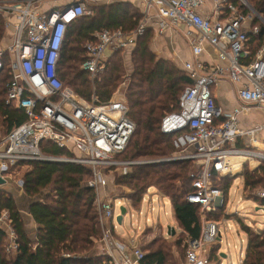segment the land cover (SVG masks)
Instances as JSON below:
<instances>
[{
  "label": "built area",
  "instance_id": "obj_1",
  "mask_svg": "<svg viewBox=\"0 0 264 264\" xmlns=\"http://www.w3.org/2000/svg\"><path fill=\"white\" fill-rule=\"evenodd\" d=\"M109 1L0 0V18L13 33L11 43L0 47V74L5 70L9 73L6 102L24 110L27 116L24 123L0 140V174L9 183L20 162L64 161L90 166L92 178L88 185L96 193L95 206L103 233L101 254L109 257L112 264H144L146 253L140 247L115 238V227L108 222L116 221V205L110 195L106 194L110 198L107 200L100 195L107 186L105 170L113 168L124 174L130 166L141 163L118 158L127 148L136 124L129 116L125 99L114 95L106 102L98 99L96 83L109 57L134 47L153 17L157 32L182 31L194 57L183 67L191 83L180 96V110L167 114L161 128L168 134L184 131L174 141L179 154L169 159L194 164V190L187 200L200 204L203 211L214 212L225 203L222 190L214 186V174L232 176L246 165L256 168L264 161V149L256 145L264 122L249 129L240 126L245 109H264V46L252 59L248 47L250 33L260 31L253 21L264 19L247 0H213L212 15L200 12L208 0H143L145 11L136 29H105L95 35L96 41L85 44L81 67L90 73L93 86L91 99L87 100L64 86L57 65L69 27L92 15L94 6ZM207 45L228 63L227 74L239 85V104L230 112H223L217 105L212 90L224 69L200 59ZM44 141L67 149L71 155L44 154ZM23 184V180L17 182L21 189ZM252 195L264 199V188ZM223 221L224 226L207 221L199 238H189L185 264H211L207 247L221 243L223 227L224 231L230 230V222ZM0 224L10 229L14 253L17 243L7 209L0 211ZM244 258L241 249L238 264H243Z\"/></svg>",
  "mask_w": 264,
  "mask_h": 264
},
{
  "label": "trees",
  "instance_id": "obj_2",
  "mask_svg": "<svg viewBox=\"0 0 264 264\" xmlns=\"http://www.w3.org/2000/svg\"><path fill=\"white\" fill-rule=\"evenodd\" d=\"M249 1L264 19V0ZM143 15L141 5L126 0H113L94 6L92 15L73 23L68 29L57 65V74L64 86L90 100L93 86L88 72L81 69L86 55L85 44L96 41L95 35L105 29L133 31ZM254 24H257L256 20ZM4 26V20L0 18V39ZM150 28H147L135 46V67L126 95L129 116L136 128L127 148L118 155L121 160L154 161L172 158L179 154L174 141L184 132L168 134L162 131L161 126L167 114L180 110V96L191 80L177 65L164 59L156 60L149 52L147 36ZM249 37L248 47L252 59L264 46V26L257 34L250 33ZM121 54V51H117L108 59L106 70L96 83L95 92L101 102L111 99L122 80ZM8 80L9 73L5 70L0 74V131L3 128L11 131L27 120L24 110L6 102ZM41 149L47 155H71L67 149L46 141L41 143ZM192 164L191 161L135 164L132 170L124 174H119L113 168L111 171L105 170L108 178L115 175L114 183L128 190L124 197L129 199L131 208L140 209L147 189L153 187L169 198L174 207L176 221L183 232L171 245L161 237L144 246L147 252L144 264H177V255H173L172 246L182 248L184 254L180 260L184 262L186 249L184 251L183 245L186 236L190 239L199 238L204 219L221 221L228 215V192L233 184L230 178L218 174L213 176L214 186L223 190L225 195L224 205L216 211L203 212L200 204L187 200V195L194 190L193 182L196 179L191 171ZM23 165L31 167L24 173L23 192L30 199L27 212L37 228L33 235L27 231L25 215L16 199L1 188L0 211H9L17 249L14 254L8 252V230L0 226V264H112L110 258L102 254H83L90 251L101 236L95 208L96 193L88 185L92 178L91 167L55 161L20 162L17 166ZM240 176L243 178L244 196L264 206V199L252 195L264 183V161L254 169L246 165ZM241 227L248 236L243 264H264V229L253 232L251 227L242 223ZM219 244H212L208 255L210 261H216Z\"/></svg>",
  "mask_w": 264,
  "mask_h": 264
},
{
  "label": "rangeland",
  "instance_id": "obj_3",
  "mask_svg": "<svg viewBox=\"0 0 264 264\" xmlns=\"http://www.w3.org/2000/svg\"><path fill=\"white\" fill-rule=\"evenodd\" d=\"M111 1L113 0H110L109 2ZM247 1L250 4V6L254 9L251 2L249 0ZM254 11L256 10L254 9ZM255 20L257 21V25L260 26V28L264 26V21L262 19L255 18ZM150 29L151 31H149L147 36L149 52L152 53V55L155 57L156 60L159 59L168 60L170 64L177 65L179 68H181L184 71L183 68L184 62L187 59H185L186 57L183 54L184 52L186 53V50L189 49V46L182 31L177 32L176 30L173 29L166 31L164 33H160L157 32L155 28L151 27ZM12 34H13L12 30L7 29V27L4 26V33L0 39V47L6 46V44L11 43L13 39ZM135 46L128 47L126 50L121 51L122 53L121 56L118 55V57L119 56L122 57L123 76L120 84L118 85L117 89L113 94L116 99H125L127 102L128 109H129V102L126 92L130 86L131 75L134 72V67H135V63H134V54L136 50ZM188 51L190 52V50ZM190 58L191 55L189 56V59ZM88 74L90 77V73ZM247 114H249V116L253 120L254 119L257 120L258 118H262L264 116V109L259 107L258 108L251 107L247 111ZM256 123H259V121H256ZM8 132L9 131H7L4 128L1 129L0 140ZM139 162H144V161H139ZM193 166H191V171L195 170ZM30 168L31 167L29 165L15 167L13 169V175L11 181L5 186L0 187V189L2 188L8 190L11 189L12 187L16 188V183L19 182L20 180H23L24 173H26V171H28ZM129 168L130 169L126 171L132 170V166H130ZM112 174H115V172ZM114 176L112 177V179L114 178ZM263 188H264V183L262 184V187H258L256 190H260ZM127 191L128 190L124 188V186L118 184L116 187L114 186L110 188L107 187L104 188L103 190L102 189L100 190V195L104 199L106 200L110 199L107 197L106 194H110V196L113 197V203H115L116 205L115 207L116 215L120 213V207L122 204H124L128 208V213L124 215V219L121 224L117 223L115 220L112 221L109 220L108 223H110L109 226L113 225L115 227L114 229H117V232L114 233V236L117 239V241H120L122 243L128 244V242L125 241L126 239L128 240L130 236L131 237L135 236V233L139 234V241H138L139 244H137V246L140 247L143 251H145L144 246L149 245L155 239L162 237L164 230L160 225L157 226V222H160L162 226L165 228L169 224H174L173 208L170 201L166 197H163V199H161L157 194L156 190L152 189L151 193L153 195V200L151 201L149 198L146 197L145 201L144 202L142 201L143 204L141 205L140 209H133L131 208L130 203L129 201H127V199L123 198L121 200L115 197V196L121 197L122 195H126ZM17 193H18V188H16L14 191V194ZM245 194H248V192ZM258 205L259 202L257 200L248 199L246 198V196H244L242 180L239 176L236 177L234 179L233 186L230 189L229 199H228V210H227L228 215L226 218L229 219L230 230L224 231V227H223V231H222L223 236L220 244L221 252L227 254L226 255L227 258L223 259L222 255L217 254V259L215 261V264L216 263L218 264L221 261L222 264H238L240 258V249H242L243 257L245 256L248 236L245 233V231H243L241 227V223L247 224L249 227H251V230H253V232L259 231L260 229H264V211L261 210L257 211L256 207ZM96 211H97L98 223H99L98 210L96 209ZM147 217L150 218V221L152 220L153 222V224L152 222L149 223V225L151 226L148 225L146 226ZM102 235L103 233L101 231L100 238L94 242V246L91 248L90 251L83 253L84 256L101 254L100 240L102 238ZM166 243L171 245L174 243V239L169 240ZM227 243L230 244V247L227 246ZM11 244H12V236L8 235L7 247L9 246L10 249V252L8 249L9 253L13 252L11 251L12 250V248L10 247ZM185 249L186 248H184V251ZM208 251L210 254L209 248ZM172 253L173 255L177 254L179 260H180V256L182 257L184 254L182 248L178 246L177 247L172 246Z\"/></svg>",
  "mask_w": 264,
  "mask_h": 264
},
{
  "label": "crops",
  "instance_id": "obj_4",
  "mask_svg": "<svg viewBox=\"0 0 264 264\" xmlns=\"http://www.w3.org/2000/svg\"><path fill=\"white\" fill-rule=\"evenodd\" d=\"M120 1V0H119ZM121 1H125V0H121ZM126 1H130L131 3L135 4V5H141V9L142 11L144 12L145 11V3L143 2V0H126ZM214 1L213 0H208L206 2V4L201 8V13L204 15H212L213 14V11H214ZM153 13V11H150ZM225 17V16H224ZM148 27H153L155 28L156 30V18L153 17L149 22H148ZM188 44V43H187ZM189 46V44H188ZM190 50V52L188 51ZM186 50V53L184 52V56L186 57L185 59H187L186 61H191L194 59L193 55H192V52H191V49H190V46H189V49ZM191 55V58L189 59V56ZM201 61H203L204 63L206 64H212V65H219L221 66L223 69H224V74L221 75L219 77V79L217 80L216 84L213 85V92H214V95H215V98H216V103L217 105L223 110V112H230L232 111L236 106H238L239 102H238V98H237V88L239 85L235 84L233 81L230 80L228 74H227V67H228V63H226L225 61L221 60L218 55L216 54V52H214V50L212 49V47H210L209 45H207V51L206 53H204L201 57H200ZM257 108V107H254V106H250L248 107L247 109H245V111H243L240 115V126L244 129H249V128H252L254 127L255 125L257 124H260V123H263L264 122V116L262 118H258L257 120L256 119H252L249 114H247V111L249 110V108ZM256 121H259V123H256ZM259 141H256V145L262 149H264V131L260 133L259 135ZM176 161H183V160H176ZM249 167V166H248ZM245 168V167H244ZM250 169H254L255 167H249ZM128 170L130 168H127ZM244 170V169H243ZM240 171V172H237L235 173L234 175L232 176H223V178H230L233 180V183H234V179L236 177H240L241 180H242V183H243V178L240 176L241 173L243 172ZM235 176V177H234ZM107 186L106 188H110V187H116L117 184L114 183L112 177L110 176V178L107 177ZM8 184V183H7ZM233 186V184H232ZM231 186V188H232ZM18 188V193L17 194H14V191L15 189ZM16 188L12 187L11 189H8L6 191H8V193L12 194L14 196V198L16 199V202L19 206V208L21 209V211L24 213V215L26 216L25 219H26V229L27 231L33 235L36 228H37V225L36 223L34 222V220L32 219V217L28 214L27 210H28V207H29V204H30V199L25 196V194L23 193V189L19 188V186L17 185L16 183ZM230 188V189H231ZM152 189H155L157 194L159 195V197L161 199H163V196L162 194H160V192L156 189V188H149V191L147 189L144 197H143V202L145 201V198H149L151 201L153 200V195L151 193V190ZM230 189H229V192H230ZM223 192V190H222ZM229 192H228V199H229ZM110 195V194H108ZM223 195H224V192H223ZM116 198L118 199H127V201H129L128 198L124 197V195H122L121 197H118V196H115ZM167 198V197H166ZM169 200V198H167ZM170 201V200H169ZM224 201H225V195H224ZM130 203V201H129ZM171 203V201H170ZM143 204V203H142ZM172 205V204H171ZM121 206H125L124 204H122ZM126 207V206H125ZM172 208H173V217H174V224H169L166 228L162 226V224L160 222H157V226H161L163 228V234H162V237L169 241V240H176L178 235L180 233H182L183 231L179 228V225L176 221V218H175V210H174V207L172 205ZM128 209V208H127ZM227 210H228V200H227ZM152 211H153V208H152ZM203 211V210H202ZM203 212H207V211H203ZM141 213V211H140ZM124 219V218H123ZM229 222V219L226 218ZM224 220V219H223ZM223 220L221 221H216V222H220L221 223V226H224V224L222 225V223L224 222ZM208 220H203V224L205 222H207ZM117 222V220H116ZM123 222V220H122ZM152 222V220L150 221V218L147 217L146 219V226H151L149 225V223ZM153 224V222H152ZM0 226H4V225H1ZM153 226V225H152ZM7 230H8V235H11V232H10V229L7 227V226H4ZM173 229H175V234L173 233ZM117 232V229H115L114 233ZM135 233V232H134ZM126 242H128V245L131 244V242L135 243V246H137L138 241H139V234L135 233V236L128 238V240L126 239L125 240ZM188 241H189V237L186 236L185 240H184V245L183 247L186 248L187 245H188ZM127 244V243H126ZM221 244V243H220ZM219 244V250H218V253L219 255H222L223 252H221V245ZM186 245V247H185ZM228 246V245H227ZM129 248H131L132 246H128ZM211 247L212 245L208 246L207 249L209 248L211 250ZM230 247V246H228ZM241 251V249H240ZM246 252V251H245ZM15 253V252H14ZM13 253V254H14ZM145 253H147L145 251ZM177 255V254H176ZM208 255H209V251H208ZM227 255V254H226ZM223 257V256H222ZM209 258V257H208ZM224 258H227V257H223ZM186 260V259H185ZM211 264H215L214 261H210ZM239 263V261H238ZM177 264H185V261L182 262L181 260L178 259V255H177ZM219 264H222V261L219 262Z\"/></svg>",
  "mask_w": 264,
  "mask_h": 264
},
{
  "label": "water",
  "instance_id": "obj_5",
  "mask_svg": "<svg viewBox=\"0 0 264 264\" xmlns=\"http://www.w3.org/2000/svg\"><path fill=\"white\" fill-rule=\"evenodd\" d=\"M178 159H162V160H154V161H144V162H141L140 164H149V163H159V162H168V161H176ZM58 162H64V161H58ZM8 183V180L4 177L1 176L0 174V187H3L5 186L6 184ZM256 210L257 211H264V206L263 205H258L256 207ZM128 213V209L127 207L125 206H121L120 207V213L117 215L116 217V220H117V223H122V220L124 218V215H126ZM173 233L175 234V229H173ZM218 240L221 241V237L219 236L218 237ZM222 256L223 257H226V254L225 253H222Z\"/></svg>",
  "mask_w": 264,
  "mask_h": 264
},
{
  "label": "bare ground",
  "instance_id": "obj_6",
  "mask_svg": "<svg viewBox=\"0 0 264 264\" xmlns=\"http://www.w3.org/2000/svg\"><path fill=\"white\" fill-rule=\"evenodd\" d=\"M256 141H259V140H256ZM257 143V142H256ZM235 160H236V158H235ZM242 188V187H241Z\"/></svg>",
  "mask_w": 264,
  "mask_h": 264
}]
</instances>
